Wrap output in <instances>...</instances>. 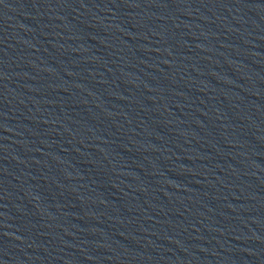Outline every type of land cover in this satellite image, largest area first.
I'll list each match as a JSON object with an SVG mask.
<instances>
[{
  "label": "water",
  "instance_id": "water-1",
  "mask_svg": "<svg viewBox=\"0 0 264 264\" xmlns=\"http://www.w3.org/2000/svg\"><path fill=\"white\" fill-rule=\"evenodd\" d=\"M0 238L264 264V0H0Z\"/></svg>",
  "mask_w": 264,
  "mask_h": 264
}]
</instances>
